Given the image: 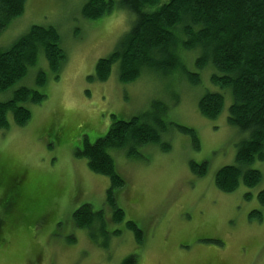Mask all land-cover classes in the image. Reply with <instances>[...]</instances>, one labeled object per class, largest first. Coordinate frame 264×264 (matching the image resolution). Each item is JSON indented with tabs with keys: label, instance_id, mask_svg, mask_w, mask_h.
Masks as SVG:
<instances>
[{
	"label": "rangeland",
	"instance_id": "obj_1",
	"mask_svg": "<svg viewBox=\"0 0 264 264\" xmlns=\"http://www.w3.org/2000/svg\"><path fill=\"white\" fill-rule=\"evenodd\" d=\"M87 2L28 0L24 14L0 36V46L9 47L32 26L54 27L66 55L59 78L40 53L27 76L0 93V103L22 87L45 95L39 104L24 103L31 111L25 126L9 114V127L0 130V264H123L131 255L137 264H264V206L258 201L264 161L249 166L262 175L255 187L240 184L225 194L214 183L221 168L235 164L237 146L248 137L228 123L231 98L211 120L198 109L203 88L187 79L145 72L126 84L115 64L106 82L90 80L98 61L131 29L132 15L117 6L90 22L81 14ZM40 71L43 84L36 83ZM142 114L159 115L170 128L161 141L171 151L147 146L143 159L111 151L126 180L117 198L125 218L117 224L106 205L110 180L93 173L79 152L107 135L113 115L129 121ZM171 123L193 129L199 147ZM192 162L207 164L206 174L191 172ZM17 176L23 177L13 192L17 199L8 205ZM85 205L101 211L107 223L90 231L98 243L75 226L74 214ZM129 221L144 232L142 246L127 229Z\"/></svg>",
	"mask_w": 264,
	"mask_h": 264
},
{
	"label": "trees",
	"instance_id": "obj_2",
	"mask_svg": "<svg viewBox=\"0 0 264 264\" xmlns=\"http://www.w3.org/2000/svg\"><path fill=\"white\" fill-rule=\"evenodd\" d=\"M27 1L0 0V36L24 14ZM117 6L132 15L131 29L111 55L98 61L90 80L106 82L115 64L119 65L120 81L126 84L137 81L145 72L187 79L193 88H203L198 109L211 120L219 117L226 99L231 98L228 123L248 137L237 146L235 164L221 168L214 183L225 194L234 193L240 184L257 186L262 175L249 166L254 161H264V0H88L81 14L90 22L97 21ZM40 53L59 78L66 55L56 28L32 26L11 46H0V93L8 92L27 76ZM44 82L45 73L40 71L36 83ZM44 98L27 87L14 91L10 100L0 103V130L9 127V114L16 125L25 126L31 111L24 103L36 105ZM152 116L142 114L121 121L113 115L107 135L93 145L85 144L79 152L93 173L110 180L106 205L113 210L114 223L125 218L117 198L126 189V180L117 171L111 151H125L133 159H143V148L151 145L160 147L163 153L171 151V145L161 141L162 133L170 128H165L159 115ZM170 125L190 135L193 146L199 147L193 129ZM189 166L199 177L207 172L205 163L192 162ZM22 179L14 178L10 186L13 191L6 196L8 205L16 201L13 192ZM258 201L264 206V190L258 194ZM74 223L77 229L87 230L89 237L95 224L101 230L107 226L102 212L94 213L89 205L74 214ZM126 227L142 246L144 232L135 222L129 221ZM91 239L98 243L97 238ZM123 264H137V256H129Z\"/></svg>",
	"mask_w": 264,
	"mask_h": 264
},
{
	"label": "crops",
	"instance_id": "obj_3",
	"mask_svg": "<svg viewBox=\"0 0 264 264\" xmlns=\"http://www.w3.org/2000/svg\"><path fill=\"white\" fill-rule=\"evenodd\" d=\"M76 226V225H75Z\"/></svg>",
	"mask_w": 264,
	"mask_h": 264
}]
</instances>
